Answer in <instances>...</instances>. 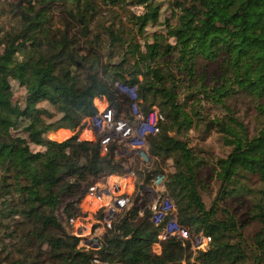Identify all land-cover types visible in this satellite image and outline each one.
<instances>
[{"label":"trees","instance_id":"trees-1","mask_svg":"<svg viewBox=\"0 0 264 264\" xmlns=\"http://www.w3.org/2000/svg\"><path fill=\"white\" fill-rule=\"evenodd\" d=\"M100 1L104 6L24 0L11 8L0 50V264H91V253L82 252L57 211L63 206L65 218L77 216L90 186L129 168L111 149L101 155L97 143L48 140L46 105L61 115V127L76 132L95 112L96 95L117 106L110 86L117 80L136 86L144 113L155 107L164 116L150 152L162 164L175 158L166 187L179 222L211 238L195 261L264 264V0H172L164 30L154 31L143 51L138 41L158 26L162 2ZM91 16L112 21L80 46L72 24ZM102 57L107 80L99 75ZM12 81L25 90L22 104ZM192 129H202L204 140L216 133L228 153L208 162L188 145ZM208 177L219 183L209 206ZM149 217L134 205L104 238L101 260L190 264L189 244L176 238L153 251L159 228Z\"/></svg>","mask_w":264,"mask_h":264},{"label":"built area","instance_id":"built-area-1","mask_svg":"<svg viewBox=\"0 0 264 264\" xmlns=\"http://www.w3.org/2000/svg\"><path fill=\"white\" fill-rule=\"evenodd\" d=\"M4 1L0 0V4ZM35 2L31 0L32 5ZM117 87L118 91H114L123 96L117 100V106L111 105L103 95L94 97L95 112L83 120L81 129L76 131V141L97 143L101 155L111 149L113 159L124 161L129 170L109 175L86 190L82 198L86 206L81 201L78 215L67 221L72 227L74 221L89 214L93 224L73 227L70 234L79 239L82 252L91 253V264H108L100 257L104 238L135 205L139 216L148 213L151 224L159 228L158 241L153 246L156 254L160 253L159 243L173 237L189 244L193 256L190 264H201L194 256L208 250L211 238L201 232L192 234L179 222L177 203L166 187L168 169L150 152V144L158 135L164 116L155 107L147 113L141 110L136 86ZM67 132L64 128L57 131V139L60 137L61 142L69 139L64 136Z\"/></svg>","mask_w":264,"mask_h":264},{"label":"rangeland","instance_id":"rangeland-1","mask_svg":"<svg viewBox=\"0 0 264 264\" xmlns=\"http://www.w3.org/2000/svg\"><path fill=\"white\" fill-rule=\"evenodd\" d=\"M20 0H5L4 2H2L0 4V50L2 49L1 44L3 43L4 40H6L7 37V28L8 26L11 24V22L13 21L12 19V15H11V8H13L14 6H16L17 4H19ZM156 2H162V6H161V17L159 20V24L156 28H150L147 30L146 33V37L140 39L138 42L141 45V50L143 51V43L145 41L150 42L151 41V34L156 31V30H164L163 24H164V20H165V15L169 16L170 11L171 10V2L172 0H156ZM97 3H101L100 0H97ZM59 5V4H58ZM57 5V7H54V10L52 12V15L54 17V20L57 22L61 17V13H60V8ZM102 6L103 3H101ZM103 9V14H106L107 11L104 7H101ZM18 9V8H17ZM136 12H140L138 10H135ZM107 20L108 21H112V18L106 17V18H100V17H93L91 16L89 23L87 24H83L81 26L76 25L75 23L72 24L71 27V33L77 34V36L80 39V46L84 45V40H86L87 38H89V40H94L95 35H99L102 34L103 32V28L105 26H107ZM85 32V37L82 35V33ZM101 39L106 40V38L100 36ZM170 42H172V40H170ZM101 55V53H100ZM114 62H117V58L113 59ZM106 59L102 57L101 62H100V69H99V75L101 76V78H104L105 80H107L106 76L104 75V70H103V66L104 64H106ZM139 80L142 81V77H139ZM111 89L115 98V102H117V100L120 97H123L122 95H119L118 93L116 94V91H118L120 85H125L126 83L122 82V81H115V82H111ZM118 84V85H115ZM128 85V84H126ZM11 86H12V92L14 94V97H16V100L20 101V104H22L23 99H24V92L25 90L21 87H18L17 83L12 81L11 82ZM116 90V91H114ZM239 110H240V115L243 118L244 115V111H245V106L244 104L238 106ZM46 109L49 115V118H47L46 122V138L48 140H52L54 142H61V138L59 137V140L57 139L56 133L57 131H60L61 129L63 130V127H61L59 119L61 117V115H59L57 113V110L54 106L47 104L46 105ZM158 109V108H157ZM212 113H215V111H213ZM246 122V121H245ZM249 127L252 126V124L249 122L247 124ZM202 130V129H201ZM201 130L198 131L196 130H191L190 132L187 133V135L185 136L186 140L188 141V145L190 147H197L196 150L199 152L200 156L206 158V160H208V162H213L215 159L217 158H223L229 151V149L227 147H225L222 144V140L220 138L219 135H217L216 133H211L205 140L202 137L203 133H201ZM64 136L67 137H78V135H76V132H72L69 131V133H65ZM31 149L33 151H39L40 148L34 145H31ZM213 158V159H212ZM175 158H171L169 159L166 164H163L164 167H166L168 170L169 168H171L173 166V161ZM103 181V180H102ZM206 184H208L210 186V192L209 194H204V202L205 204H207V206H209L211 204L212 198L215 194L216 188H218V184L217 181L215 179H211V178H207L206 179ZM86 192V191H85ZM84 192V193H85ZM83 201V200H81ZM82 205L84 204L81 203ZM86 204L83 205V207H85ZM62 207H60L57 211V217L59 219V221L63 224V227L65 228V231L69 234L70 232L73 230V227H78V226H82V224L86 225V224H93L92 220L88 217V215L84 218H78V220L74 221V223H72V227H70L71 223L67 221V218H65V216L62 213ZM85 212V209H82ZM81 216V215H80ZM82 217V216H81ZM96 218V217H95ZM86 227V226H85ZM88 227V225H87ZM247 231L250 232L252 234L253 232V227H248Z\"/></svg>","mask_w":264,"mask_h":264},{"label":"water","instance_id":"water-1","mask_svg":"<svg viewBox=\"0 0 264 264\" xmlns=\"http://www.w3.org/2000/svg\"><path fill=\"white\" fill-rule=\"evenodd\" d=\"M82 35L85 37V32H83Z\"/></svg>","mask_w":264,"mask_h":264}]
</instances>
